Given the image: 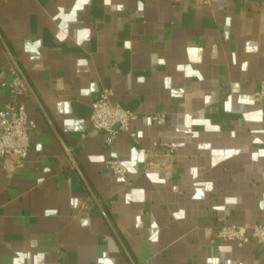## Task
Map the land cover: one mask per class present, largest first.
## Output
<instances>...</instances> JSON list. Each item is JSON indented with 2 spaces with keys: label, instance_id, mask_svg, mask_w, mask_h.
I'll return each instance as SVG.
<instances>
[{
  "label": "crops",
  "instance_id": "obj_1",
  "mask_svg": "<svg viewBox=\"0 0 264 264\" xmlns=\"http://www.w3.org/2000/svg\"><path fill=\"white\" fill-rule=\"evenodd\" d=\"M77 3L0 0V108L11 101L15 62L36 123L29 160L0 169V264H264L253 242L212 244L220 225L264 222V155L252 159L264 151V110L254 100L264 81V0H89L74 19H54ZM249 42L258 51L246 52ZM189 49H200L198 59ZM103 89L137 115L136 142L91 130ZM256 113L259 120L245 118ZM158 114L162 124L152 120ZM140 149L158 155V170L144 173ZM114 159L126 179L106 169Z\"/></svg>",
  "mask_w": 264,
  "mask_h": 264
},
{
  "label": "built area",
  "instance_id": "obj_2",
  "mask_svg": "<svg viewBox=\"0 0 264 264\" xmlns=\"http://www.w3.org/2000/svg\"><path fill=\"white\" fill-rule=\"evenodd\" d=\"M174 3L196 2L209 6L212 0H170ZM13 80L6 86L11 101L0 108V169L5 167L9 159H14L18 167L29 160L32 150V135L36 130V123L27 112V100L30 97L29 85L22 75L18 65L14 62L10 68ZM113 91L103 89L91 105L90 128L93 131L107 134L112 139L118 134L128 133L131 140L136 142L137 134L132 130V124L138 119L137 115L125 109L113 100ZM254 100L264 110V81L254 93ZM152 120L156 124L164 122L163 115H155ZM155 150L163 152V156L173 154V148L164 143H156ZM144 157V173L151 174L159 169L156 162L158 155L147 149H140ZM74 169V168H73ZM106 169L115 177L126 179L127 169L116 159L106 163ZM217 242H232L243 247L250 242L264 249V222L256 223L246 228L220 225L216 227L212 244Z\"/></svg>",
  "mask_w": 264,
  "mask_h": 264
},
{
  "label": "clouds",
  "instance_id": "obj_3",
  "mask_svg": "<svg viewBox=\"0 0 264 264\" xmlns=\"http://www.w3.org/2000/svg\"><path fill=\"white\" fill-rule=\"evenodd\" d=\"M88 2H89V0H78V3L75 5V7H74V9L72 11L71 16H65L64 10L61 8V9H59L58 16L57 17H54V19H62V20L74 19L75 18L76 10L82 8V5L83 4H86ZM109 2H110V0H105V4H108ZM139 7H140V10H142L143 9V4H140ZM122 8H123L122 5H118L116 10L119 11V10H122ZM87 35H88L87 30L82 31L80 33L81 38H86ZM61 39H63V37H61ZM39 43H40V41H37L36 42V45H38ZM129 46L130 45L128 44V42H126L125 43V47H129ZM35 47L36 46L33 45V44H31V43H26L25 44V51L26 52H28V51H35ZM199 51H200V49H189V52L192 54V59H198V57L196 56V53L199 52ZM245 51L246 52H249V53L256 52V51H258V45H253L252 43L249 42L245 46ZM159 62L161 64L164 63L163 60H160ZM78 63L80 65H84L86 63V61L83 60V59H81L80 61H78ZM243 67L246 68L247 67V64L245 63V65ZM186 74L189 75V76H191V75H196L198 77L200 76L199 72H195L194 73L190 68L186 70ZM201 79H202V77H201ZM140 80L142 81L143 80V77H141ZM165 85L166 86L168 85V80L167 79L165 80ZM178 95H179V93L173 92V96H178ZM206 100H207V98H206ZM241 102L242 103H252L251 99H249L247 97L243 98V100ZM225 108H226V110H230V102L225 105ZM245 118L246 119H250V120H259L260 119V113H256V114L251 115V116H246ZM186 122H188V123H203V124H206V125L208 124L207 121H200V120L192 121L190 117H188L186 119ZM211 130L218 131L219 128H218V126H213V127H211ZM193 135H195V133H193ZM256 142H259V141H256ZM37 147L39 148L40 146L38 145ZM225 155L226 156H231V155H233V151L232 150H229L227 153H225ZM261 155H264V151H261L259 153H254L253 156H252V159L255 161L257 159V157L258 156H261ZM139 158L142 160L143 159V156L141 155ZM90 159L92 161H96V160L102 159V157H95V156H93V157H90ZM136 159H137V157H136V154H135V150H133V162H135ZM214 163H215V161H214ZM132 170L133 169L131 167H129V171H132ZM192 171L195 174V169H193ZM150 179H152L153 181H155L156 180V176L155 175H150ZM205 187H207L209 190H211L212 184L211 183H208V184L205 185ZM202 196H203V192L197 191L195 198L199 199ZM137 198L138 199H143L142 193H138L137 194ZM227 202L234 204V203H236V200L234 198H232V199H228ZM71 203L73 205H75L77 203V201L76 200H72ZM183 215H184L183 211H181L179 213H174V216L177 219L182 218ZM83 223H84V225H87L88 221L85 220ZM153 227L155 228L156 225L153 224ZM150 239H151V241L155 242L157 240L156 234L153 233L152 236L150 237ZM227 250H229V249H221V251H227ZM13 264H17V262L14 261ZM106 264H112V261H107ZM210 264H217V261L216 260H212L210 262Z\"/></svg>",
  "mask_w": 264,
  "mask_h": 264
},
{
  "label": "water",
  "instance_id": "obj_4",
  "mask_svg": "<svg viewBox=\"0 0 264 264\" xmlns=\"http://www.w3.org/2000/svg\"><path fill=\"white\" fill-rule=\"evenodd\" d=\"M68 151V149H66ZM69 152V151H68ZM71 156V155H70ZM74 164H75V161L73 160Z\"/></svg>",
  "mask_w": 264,
  "mask_h": 264
}]
</instances>
